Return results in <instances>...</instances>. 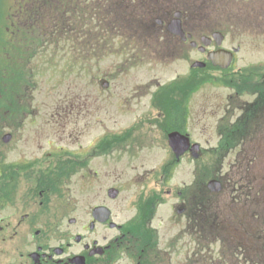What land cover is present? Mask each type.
Segmentation results:
<instances>
[{"label": "flooded vegetation", "instance_id": "af4514ba", "mask_svg": "<svg viewBox=\"0 0 264 264\" xmlns=\"http://www.w3.org/2000/svg\"><path fill=\"white\" fill-rule=\"evenodd\" d=\"M219 1L115 0L126 21L138 19L143 25L140 38L150 36L148 45L154 52L165 47L161 55L185 60L190 66L196 58L192 53L198 54L209 70H218L209 54L223 44L213 37L219 28L198 21L197 9L216 10ZM77 2L88 8L87 0ZM232 2L238 8L250 5L246 0ZM67 4L73 3L67 0ZM52 6L47 15L53 14ZM135 8L146 12L134 15ZM64 9L62 21L49 19L48 41H60L70 32L85 34L84 14L76 16L67 6ZM224 11V24L231 25L232 7ZM7 70L0 82V264H264V170L255 162L256 151L244 147L243 131L237 133L242 138L239 144L225 142L228 160L220 163L214 177L199 178L194 162L190 176L177 181L181 159L175 164L162 157L151 167L124 162L122 154L134 157L151 148L124 150L128 148L120 143L127 139L118 141L116 132L105 126L103 134L91 136V123L83 120L78 135H71L75 140L70 145V131L65 130L69 115L63 114V107L61 116L50 120L59 123L57 130H44L42 124V128L22 130L37 126L40 120L31 108L35 94L26 97L19 86L35 91L39 82L33 73L32 81L27 70ZM245 77L252 84L264 85L258 82L264 79L260 68ZM233 88L225 86L229 90L225 112L229 114L237 102L243 113L230 114V118L263 120L264 92L257 89L234 96ZM254 94V101L246 100ZM173 102L180 113L166 124L170 131L188 135L192 145L197 140L191 130V104H185L184 97ZM5 103L11 110L5 109ZM201 150L219 151L210 145H201ZM190 153L189 149L184 157ZM212 178L217 182L209 186Z\"/></svg>", "mask_w": 264, "mask_h": 264}, {"label": "rangeland", "instance_id": "374dc122", "mask_svg": "<svg viewBox=\"0 0 264 264\" xmlns=\"http://www.w3.org/2000/svg\"><path fill=\"white\" fill-rule=\"evenodd\" d=\"M23 1L0 0V82L4 68H8L7 71L17 68L20 73L27 70V76L30 74L33 81V74H36L39 82V87L35 91L19 86L20 92H24L26 97H30L29 93L35 94L36 98L31 108L38 113L37 117L40 120L37 126L28 125L21 129H38L42 128V124L44 130H57L59 123L50 120H56L61 116L58 113H62L63 107L65 108L63 114L69 115V126L65 130L70 131V145L75 140L71 135H78L81 122L86 120L91 123L88 129L91 136L95 134L98 137L103 134L105 127L113 131H122V134L128 131L130 135L126 137L127 141L120 143L121 147L128 148L124 150L137 152L138 147L151 148L142 149L143 151L135 153L134 157L129 153L122 154L127 158L123 159L124 162L130 160L134 166L143 163L146 164L145 167H151L160 162L162 157L168 159L167 135H164L170 130L166 123L169 121L170 125L171 112L177 108L173 100L179 99V94L182 98L186 95L188 99L189 85L195 83L194 79H185L180 89L179 82L173 81L180 75L185 76L188 73L187 61L179 59L171 61L176 57L161 55L160 51L165 47L157 52L149 48L150 36L147 40L140 38L143 25L138 19L126 21L127 17L122 16V10L116 7L115 0L114 2L87 0L89 9H83L78 0H71L73 4L70 5H64L67 0H25V4ZM246 1L250 3L247 8L231 5L232 0H225L226 4L221 0L217 4L219 8L215 7L216 10H211L213 7L197 9L200 23L208 24L209 28H220L229 34L226 46L230 48L240 46L235 68L231 70L234 77L245 74L238 73L240 67L264 63V0ZM50 3H53L54 10L52 15H47V8L49 10L53 8ZM64 6L76 16L84 14L85 34L74 35L70 32L71 35H62L64 39L60 41H48L47 23L51 18L54 19V23L57 20L62 21L65 17ZM228 6L232 7L235 15L231 25L224 24L226 18L224 9ZM94 12H100L101 15L96 17ZM144 12L146 10L135 8L131 13L137 15ZM13 23L17 25L13 26ZM76 25L77 22L72 27L76 28ZM100 30L101 34L98 32ZM54 33L61 34L62 31ZM109 34L110 37L105 36ZM193 57H198V54L192 53ZM215 75L217 74H213L210 82L205 83L190 101L192 135L201 141L203 146H215L220 143L218 132L224 126L218 121L224 114L226 128L227 124L237 119V115L243 113L237 105L230 107L229 114L225 113L229 105V90L213 83L216 81ZM243 77L245 78L243 91L252 92L259 89L264 92V85L252 84L245 76ZM104 82H108V86ZM258 82H264V79H259ZM160 86L163 89L160 90L161 93L156 94ZM186 86L187 90H183ZM256 96L254 94L246 100L254 101ZM7 106L10 105L7 103ZM159 114L163 117H158ZM230 114L236 116L231 119ZM240 121L241 119L238 123ZM247 124L249 128H246ZM237 125L239 128L235 133H238L239 129L245 133L244 147L256 151L255 162H259L261 170H264V119H256V122L244 120ZM234 130L235 128L231 127L228 134ZM227 138L230 142V137ZM241 139L240 135L234 136L231 146L240 143ZM78 140L79 137L76 141ZM81 140H85V137ZM117 145L119 146V143ZM207 154L202 155L201 160L197 162L199 175L202 169L209 175L201 179L212 177L220 169L219 157L216 163ZM190 162L189 158L182 160L180 171L176 175L177 181L190 176L189 171L194 169V163Z\"/></svg>", "mask_w": 264, "mask_h": 264}, {"label": "water", "instance_id": "95a60500", "mask_svg": "<svg viewBox=\"0 0 264 264\" xmlns=\"http://www.w3.org/2000/svg\"><path fill=\"white\" fill-rule=\"evenodd\" d=\"M230 61H231V57L228 56V57H226V62L225 63H219V64L221 66H228ZM197 64H200V63H197ZM170 143H171V146H172L173 150L177 154V156H180L181 154H183V152L188 147V145H187L188 144V139L185 138L184 136L180 135L178 132H174V133H172L170 135Z\"/></svg>", "mask_w": 264, "mask_h": 264}]
</instances>
